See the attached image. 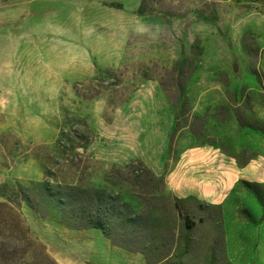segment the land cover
Masks as SVG:
<instances>
[{
  "label": "rangeland",
  "instance_id": "rangeland-1",
  "mask_svg": "<svg viewBox=\"0 0 264 264\" xmlns=\"http://www.w3.org/2000/svg\"><path fill=\"white\" fill-rule=\"evenodd\" d=\"M46 181L117 197L139 240L39 214ZM253 183L264 200V0H0V241L6 206L19 264H264V213L233 230Z\"/></svg>",
  "mask_w": 264,
  "mask_h": 264
},
{
  "label": "trees",
  "instance_id": "trees-1",
  "mask_svg": "<svg viewBox=\"0 0 264 264\" xmlns=\"http://www.w3.org/2000/svg\"><path fill=\"white\" fill-rule=\"evenodd\" d=\"M244 186L260 205L264 213V200L257 192L258 189H262L263 187L254 183L245 184ZM32 187H34L33 190L40 199V212L38 213L48 216L54 212L58 215L60 224L67 228L96 229L100 230L107 238L115 239L118 235H122L132 241L139 240L138 232L142 226L139 223L138 216L128 210H124L122 205L117 203V197L97 192H88L73 185L52 183L49 181L32 184ZM23 192V189L19 188V194L23 196L24 201L31 208H34L32 202ZM173 206L177 216L183 221L184 235H182L181 241L184 245L188 246L189 238L187 233L197 223L191 216L183 212L182 204L178 199L173 201ZM5 208L11 214L9 215L11 216L9 222L13 225L14 237H12L9 243L0 241V264H19L18 255H20V246L22 247L24 243L28 244L26 237L27 228L24 227L20 218L12 209L6 206ZM218 220L220 223V211ZM247 221H251L250 216H248ZM151 240H153L152 237L149 238V242L154 249L156 246ZM118 242L121 243L119 240Z\"/></svg>",
  "mask_w": 264,
  "mask_h": 264
},
{
  "label": "crops",
  "instance_id": "crops-1",
  "mask_svg": "<svg viewBox=\"0 0 264 264\" xmlns=\"http://www.w3.org/2000/svg\"><path fill=\"white\" fill-rule=\"evenodd\" d=\"M222 207H224V204H223ZM243 207L246 208V206H243ZM222 209H223V208H222ZM253 210H254L255 212H254ZM253 210L251 211V216H250L251 221H250V222H245V221H244V222L238 223V225L235 226V227L233 228L234 231H236L237 228H243V229H247V230H249L250 223H252L253 221H255L259 216H262L263 211H262L261 208L258 209L256 206H253ZM234 231H233V232H234ZM233 263H234V264H237L236 261H233Z\"/></svg>",
  "mask_w": 264,
  "mask_h": 264
}]
</instances>
